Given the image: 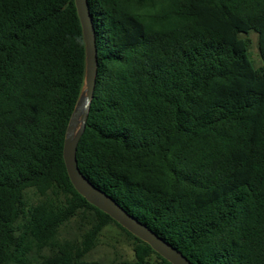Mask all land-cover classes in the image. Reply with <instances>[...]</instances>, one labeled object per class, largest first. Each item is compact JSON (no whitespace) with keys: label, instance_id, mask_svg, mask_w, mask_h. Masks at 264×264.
Returning <instances> with one entry per match:
<instances>
[{"label":"trees","instance_id":"obj_1","mask_svg":"<svg viewBox=\"0 0 264 264\" xmlns=\"http://www.w3.org/2000/svg\"><path fill=\"white\" fill-rule=\"evenodd\" d=\"M87 4L81 173L194 264H264V0ZM83 73L74 0H0V264H102L86 254L110 225L132 250L110 264H171L68 178Z\"/></svg>","mask_w":264,"mask_h":264},{"label":"water","instance_id":"obj_2","mask_svg":"<svg viewBox=\"0 0 264 264\" xmlns=\"http://www.w3.org/2000/svg\"><path fill=\"white\" fill-rule=\"evenodd\" d=\"M74 5L81 25L84 42V73L81 91L74 104L64 133L62 157L68 178L74 189L86 201L108 214L131 234L146 242L171 264H194L174 246L131 216L109 195L96 188L78 168L76 149L86 125L94 91L97 63L95 34L87 0H74Z\"/></svg>","mask_w":264,"mask_h":264},{"label":"rangeland","instance_id":"obj_3","mask_svg":"<svg viewBox=\"0 0 264 264\" xmlns=\"http://www.w3.org/2000/svg\"><path fill=\"white\" fill-rule=\"evenodd\" d=\"M250 39V58L255 65L259 64L257 49V37L255 33L248 35ZM130 239L126 237L116 226L105 227L98 237L96 246L86 254L90 260L100 261L102 264H110L123 259L132 258Z\"/></svg>","mask_w":264,"mask_h":264}]
</instances>
